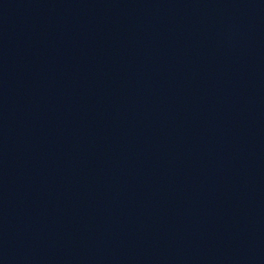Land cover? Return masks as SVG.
Listing matches in <instances>:
<instances>
[{
    "label": "water",
    "instance_id": "95a60500",
    "mask_svg": "<svg viewBox=\"0 0 264 264\" xmlns=\"http://www.w3.org/2000/svg\"><path fill=\"white\" fill-rule=\"evenodd\" d=\"M0 264H264V171L137 105L0 65Z\"/></svg>",
    "mask_w": 264,
    "mask_h": 264
}]
</instances>
